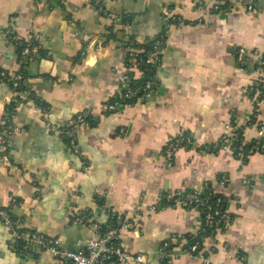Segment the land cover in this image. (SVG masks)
<instances>
[{
	"label": "crops",
	"instance_id": "obj_1",
	"mask_svg": "<svg viewBox=\"0 0 264 264\" xmlns=\"http://www.w3.org/2000/svg\"><path fill=\"white\" fill-rule=\"evenodd\" d=\"M164 8L192 23L167 33L151 94L105 109L122 90L126 36L153 40ZM0 29H13L20 43L33 42L23 57L32 95L16 100L10 120L17 132L8 161L0 158V207L18 229L77 251L92 232L76 214L101 225L112 211L130 220L119 232L122 249L164 256L168 264H204L184 250L186 237L204 229L201 215L193 208L151 213L148 207L166 193L210 188L223 196L230 219L199 243L209 264H264V136L261 150L244 162L228 147L215 154L179 149L169 162L164 157L180 130L201 147L216 142L232 118L246 142L256 138L264 103L254 119L246 94L255 61L239 65L235 52H264V0L252 11L239 5L221 12L195 10L192 0H0ZM18 44L0 35V75L19 69ZM13 99L0 79V125ZM80 113L92 123L75 129L76 155L57 129ZM17 243L0 223V264H57L37 245Z\"/></svg>",
	"mask_w": 264,
	"mask_h": 264
},
{
	"label": "built area",
	"instance_id": "obj_2",
	"mask_svg": "<svg viewBox=\"0 0 264 264\" xmlns=\"http://www.w3.org/2000/svg\"><path fill=\"white\" fill-rule=\"evenodd\" d=\"M195 10L208 9L211 12L223 11L222 6L226 5L228 8L233 9L237 6H242L246 11H252L256 0H192ZM162 18L164 23L162 25L161 32L153 39L152 48L145 52L142 48H134L129 45L130 36H126L124 44L125 52V73L121 77L123 97L129 98L135 93L138 94L137 99L148 97L151 94L155 77L156 67L160 61V53L165 44L166 35L169 30L173 28H180L186 24L192 22L185 21L180 17L174 15L169 8H164L162 11ZM13 17L10 21L13 22ZM200 21V20H199ZM124 26H128L126 21ZM0 35L8 41L18 42L19 37L13 29H0ZM123 38V37H122ZM31 48L30 44H25L22 47L21 56L25 57ZM235 60L239 65H242L247 60L255 61L256 74L255 78L249 83L246 88V94L250 101L252 108L253 118L256 119L260 113L261 106L264 103V52L258 50H247L243 47H239L235 52ZM145 67V69L143 68ZM154 68L153 79H148L140 85L134 86L131 81L139 79L145 71ZM17 75L15 79H19ZM15 81L12 87H16ZM134 101V103H135ZM16 103L15 100L7 103ZM133 103V104H134ZM132 105V104H126ZM117 103H107L104 105L105 109L114 110ZM87 124V121L83 118V113L77 114L73 117L68 124L62 128L57 129L59 135L63 139L65 145L71 149V151L79 155V148L76 143L75 129ZM237 129V125L233 118L228 122L220 138L217 140L216 146L221 148H229L231 151L237 154L239 159L249 157L251 154L258 152L260 149V139L264 136V118L257 122L256 138L253 139V145L243 152L240 148H234V131ZM17 132V127L14 126L8 116V110L5 108V114L3 116L2 123L0 125V158L5 162L8 161L7 152L11 143L12 136ZM246 141L243 139V143ZM196 147L194 139L185 131L180 132L170 139L164 150V157L169 162L175 151L179 149H195ZM219 149V150H220ZM83 164L86 165V161L83 160ZM169 207H184L195 209L202 217L204 227L211 225L213 217L215 218V231H222L225 223L230 219V216L223 212L222 201L217 198L212 204L209 201V196L203 195L200 191H189L185 193L170 192L163 195L158 205H150L148 207L149 212H155L157 210L169 208ZM109 217H113L115 212L108 211ZM75 220L90 227L91 235L84 241V248L82 250H69L63 248L58 238L48 237L44 235H38L32 231L15 232L12 227V223L5 209L0 207V223L9 227L14 234L15 241L18 243L29 244L35 243L42 251L49 253L57 261V264H168L169 261L164 256H159L156 259L148 258L142 253H131L122 249L118 243V236L121 230L128 229L130 226V220L123 217L118 227L106 231L100 229L98 223L92 221L88 216H82L76 214ZM108 220V219H107ZM188 255L193 257H199L204 264L210 263V257L205 251H200L199 242L195 241L190 244L185 251Z\"/></svg>",
	"mask_w": 264,
	"mask_h": 264
},
{
	"label": "trees",
	"instance_id": "obj_3",
	"mask_svg": "<svg viewBox=\"0 0 264 264\" xmlns=\"http://www.w3.org/2000/svg\"><path fill=\"white\" fill-rule=\"evenodd\" d=\"M47 2L55 3V4H61L62 0H47ZM222 8H223V11L228 10V9H225V8H228L226 5H223ZM123 21H125V19H121L119 21V23H121ZM110 36L112 37V35H110ZM152 41L153 40H150L148 42H142V43L140 42V43H138L136 41L131 40V38H130L129 45L131 47H134V48H142V49L145 50V52H147L148 50H150L152 48ZM17 43H19L18 44V48H17V60L19 62V69L17 71H15V73H13L12 76H10V75H5V76L4 75H0V79H3L4 81L7 82L8 87L11 90V93H12V95L15 98V99H13V100H15V102H16V100L21 101L22 99H24V96H23L24 92H28L29 91L28 96L32 95V93L30 91V86H29V84L26 83V80H25L26 79V72H25L26 62L23 61L24 58L21 56V51H22V47L25 44H30L31 47H32L33 46V44H32L33 42L32 41L31 42L21 41V43H20V41H18ZM255 64H254V66L256 68ZM243 65H246V63H243L242 66ZM143 68L145 69V67H143ZM154 70H155L154 68H151L150 70L145 71L143 73V75L139 79H135V80L131 81V84L134 85V86H137V85L142 84L143 82H145L148 79H153V74L155 72ZM17 75L20 76L19 79H15V77ZM15 81L17 82V86L13 88L12 85H13V83ZM123 92H124V90L122 89L121 93L119 94L117 99L112 101L111 103L116 102L117 104H133L135 99L137 98L138 94L135 93L133 96H131L129 98H124L123 97ZM35 101L37 102V104H40L41 107L44 106L42 103H40V101L38 99H35ZM14 106H15V103H13V102L10 103L8 106H6V108L8 110L9 118H10V116L12 114ZM83 118H84L85 121H87V123L89 125L92 123V121H90V120L88 121V119L84 115H83ZM242 130L243 129L240 127V128H237L234 131L235 137H234L233 146H234V148L235 147L238 148V149L240 148L243 152H246L253 145L254 142H253V140H251V141H247V142L243 143L244 136H243ZM216 144H217V141L214 142V143H211V144L203 145V146L200 147V150H203V151H206V152H211V153L215 154L220 149V146H216ZM259 151L260 150H258V152ZM233 155L237 157L235 149H234ZM247 159H248V157L242 158L241 161L244 162ZM201 193L203 195L209 196V201H210L211 204L217 198H220L221 201H222V198H223V196L221 194L214 193L212 190H210V188H206ZM16 202H17V200H16ZM3 209H5L7 215L9 213L8 217L11 220L13 229L15 231H17V232L23 231L22 229H18L17 223H16V218L11 214V212L7 208H3ZM223 212H224V210H223ZM122 218H123V216H120L117 213H115V215L112 218L108 216L107 222H105L104 224H101L100 225V229L102 231L114 229V228L118 227L119 222H120V220ZM215 218L216 217H213V220L211 221V225L204 227V229L201 231V233L196 234V235H189L188 237H186L187 242L184 245V250L185 251H186V248L190 244L194 243L195 241H198L200 243L204 236H208V235L212 234L213 231H215V227H216V224L214 223L215 222Z\"/></svg>",
	"mask_w": 264,
	"mask_h": 264
},
{
	"label": "water",
	"instance_id": "obj_4",
	"mask_svg": "<svg viewBox=\"0 0 264 264\" xmlns=\"http://www.w3.org/2000/svg\"><path fill=\"white\" fill-rule=\"evenodd\" d=\"M31 244L35 246V243H31Z\"/></svg>",
	"mask_w": 264,
	"mask_h": 264
}]
</instances>
